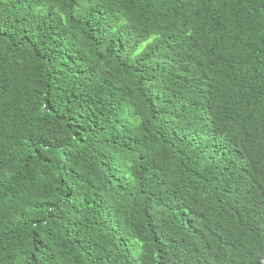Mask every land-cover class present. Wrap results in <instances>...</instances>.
Wrapping results in <instances>:
<instances>
[{
    "label": "trees",
    "instance_id": "16d2710c",
    "mask_svg": "<svg viewBox=\"0 0 264 264\" xmlns=\"http://www.w3.org/2000/svg\"><path fill=\"white\" fill-rule=\"evenodd\" d=\"M0 264H264V0H0Z\"/></svg>",
    "mask_w": 264,
    "mask_h": 264
}]
</instances>
